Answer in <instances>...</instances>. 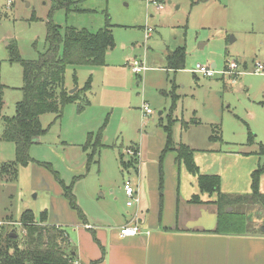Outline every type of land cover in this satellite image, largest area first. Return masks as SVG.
<instances>
[{
    "label": "rangeland",
    "instance_id": "rangeland-1",
    "mask_svg": "<svg viewBox=\"0 0 264 264\" xmlns=\"http://www.w3.org/2000/svg\"><path fill=\"white\" fill-rule=\"evenodd\" d=\"M57 4L0 0V84L5 102L0 117V235L16 233L25 246L22 213L31 209L41 221L47 210V223H60L73 241L68 250L78 252L85 248L78 236L85 221L96 230H111L134 212L126 206L124 180L140 182L143 202L153 194L183 197L198 189L197 175L175 160L174 151L162 156L171 110L173 148L180 142L189 144L196 150L201 173L220 177V193L245 195L225 209L233 222L231 218L232 224L223 229L264 233V203L247 195L252 192L251 171L264 160L258 163L253 154L246 161H232L203 151L244 146L257 151L264 144V0H81L69 14ZM50 21L91 32L108 23L116 46L104 65L66 68L65 91L77 89L82 100L67 101L58 118L52 112L41 115L46 132L36 137L29 149L31 160L23 165L16 162L15 143L2 139L4 117H13L25 97L21 60H37L47 49ZM148 27L153 28L149 35ZM182 44L187 51L185 68L168 69L167 49ZM134 57L149 69L136 75L128 66ZM225 61V70L236 62L240 74H224L223 79L218 72L213 77L195 72L197 64L212 63L221 71ZM259 63L263 69L257 72ZM89 79L92 87L83 95ZM173 93L179 95L174 108ZM144 104L154 112L145 114ZM216 124L222 129H217V137L221 132L229 143L210 140ZM178 180L181 191L175 192ZM63 184L71 188L82 217L70 205ZM87 232L98 243L96 232Z\"/></svg>",
    "mask_w": 264,
    "mask_h": 264
},
{
    "label": "trees",
    "instance_id": "trees-1",
    "mask_svg": "<svg viewBox=\"0 0 264 264\" xmlns=\"http://www.w3.org/2000/svg\"><path fill=\"white\" fill-rule=\"evenodd\" d=\"M57 1L56 8H63L69 14L71 8L74 9V6L81 0ZM47 27V49L40 53L37 60H21L24 65L23 91L25 97L16 105V114L13 117H4L5 128L2 139L15 143L16 162L23 165L31 160L29 149L36 137L46 132L40 122L41 115L52 112L58 118L62 115L63 106L67 101L82 100L77 92L71 94L65 91L66 68L69 65H104L108 50L115 45L111 25L108 23L97 32L70 26L63 28L53 21L48 22ZM185 58L186 49L178 48L171 53L170 67L175 70L185 68ZM90 89L91 79L86 82L82 93ZM4 103L3 86L0 84V117L3 116ZM83 108L84 105H80V109ZM167 129L169 130L167 146L162 156L172 148V131L171 128ZM174 150L177 152V162H183L188 171L199 176V184L203 191L219 192L217 200L219 216L215 232H227L223 228L232 224L233 218L225 209L239 203L245 195L228 196L220 193V177L200 174L195 162L194 150L188 145L180 144ZM258 153L264 157V145H260ZM262 163L252 173V192L247 194L249 199L259 198L261 204L264 203V193L260 191V177L264 173V162ZM63 187L70 205L77 209L82 217L71 188L64 184ZM47 218V210L42 212L41 221H38L34 212L26 209L21 216L25 246L22 247L18 241L19 238L12 237V233L5 237L0 235V264H75V254L68 250L72 247L68 231L55 224H46ZM231 218L232 222H230ZM41 222L45 224H40ZM258 233L259 235L264 234L262 231Z\"/></svg>",
    "mask_w": 264,
    "mask_h": 264
},
{
    "label": "crops",
    "instance_id": "crops-1",
    "mask_svg": "<svg viewBox=\"0 0 264 264\" xmlns=\"http://www.w3.org/2000/svg\"><path fill=\"white\" fill-rule=\"evenodd\" d=\"M116 46V42L113 48L108 50L106 59ZM185 47V44L174 46L167 49L166 55V67H170V56L178 48ZM135 58V57H134ZM132 58V60L134 59ZM187 58V51H186ZM185 58V65H186ZM131 60V58L129 59ZM131 60V61H132ZM106 64V60H105ZM129 64V63H128ZM224 66L222 67L224 69ZM206 65V64H205ZM79 66V65H78ZM147 66V65H146ZM208 66V65H207ZM217 64L215 63V67ZM213 68L212 66H209ZM214 67V69H215ZM147 66V70H148ZM222 69V70H223ZM146 70V71H147ZM220 74V73H218ZM140 75V74H136ZM221 78L224 79V75ZM232 82V81H231ZM233 83V82H232ZM235 83V82H234ZM92 87V86H91ZM74 90V89H73ZM75 89L74 92H76ZM73 92V93H74ZM87 91L86 93H88ZM71 93V92H69ZM86 93H82L86 95ZM72 94V93H71ZM179 95L173 93L174 106L176 99ZM154 112V111H153ZM152 112V113H153ZM170 111L169 121L171 125L174 123ZM179 119V117H177ZM187 126V122H184ZM215 133L210 136L212 142L217 143H229L223 140L220 135L217 137V129H221L220 124H216ZM222 130V129H221ZM168 140V139H167ZM180 144H186L194 150V158L196 150L189 144L180 142ZM260 144V143H259ZM264 145L263 143H261ZM260 144V145H261ZM258 146L257 151H251L249 146L246 148H240V150H233L230 147L228 149L211 148L203 150L217 155L220 159L224 157H230L232 161L241 159L246 161L251 155H256L258 163L262 161L263 157L258 153L260 149ZM167 146V143H166ZM172 146V143H171ZM166 148V147H165ZM164 148V149H165ZM177 148V147H176ZM175 147L168 150L174 151L175 160L177 152ZM164 151V150H163ZM226 155V156H224ZM177 161V160H176ZM138 163V162H137ZM136 163V164H137ZM183 163V162H182ZM138 165V164H137ZM200 170V168H199ZM253 170L251 166L248 167V172ZM255 170V169H254ZM253 170V171H254ZM188 171V170H187ZM253 171H251L253 173ZM251 173V175H252ZM200 174L201 173L200 170ZM204 175H216V174H204ZM163 176V173H162ZM196 176V174L194 175ZM198 183H199V176ZM130 179V178H128ZM221 180V179H220ZM125 181V180H124ZM132 181V180H131ZM134 181V180H133ZM132 181V182H133ZM177 189L175 192L181 191L180 180H178ZM124 183V182H123ZM136 184L135 181L133 182ZM264 183V173L260 177V191ZM138 185L139 192L140 182ZM252 191V190H251ZM125 192V190H124ZM261 193H263L261 191ZM126 194V193H125ZM246 194V193H245ZM127 196V195H126ZM219 192H207L203 191L198 185V189H192L185 196H173L168 197L167 194H158L156 197H147V200L143 202L142 193L141 200L138 205L128 206L127 208H133L134 212L127 213L125 215V221L111 230L94 229V225L85 221L78 233V236L83 239L81 245L84 244L85 248H79L78 252H74L75 264H264V234H235L231 232L216 233L215 230L218 224L219 207L217 200ZM128 200V198H127ZM138 212V222L141 228V232L136 236L121 237L119 230L121 227L132 224V218L135 213ZM50 224V223H46ZM56 226H61L60 223H56ZM91 226V227H89ZM87 230L95 231V237L98 243L91 237ZM70 238V235H69ZM70 241H73L70 238ZM99 244V247H98ZM109 246V249L106 248ZM72 251V250H70Z\"/></svg>",
    "mask_w": 264,
    "mask_h": 264
},
{
    "label": "built area",
    "instance_id": "built-area-1",
    "mask_svg": "<svg viewBox=\"0 0 264 264\" xmlns=\"http://www.w3.org/2000/svg\"><path fill=\"white\" fill-rule=\"evenodd\" d=\"M160 7L162 8L163 6ZM150 32H153V28L148 27L147 28L148 35L150 34ZM128 66L135 74H142L147 70L146 63L143 59L134 58L131 62H129ZM237 68H238V64L236 62H231L228 70L224 69L221 71H215L214 68L209 67L207 65L197 64L195 66V72L202 74L206 77H213L217 72L223 75L227 74V75L237 76L240 74L239 68L238 69ZM262 69H263V65L259 63L258 66L256 67V71L258 72L261 71ZM232 81L235 82L236 79H233ZM142 109L145 112V114H152L153 112V110L147 104H144ZM123 187L128 198L127 205L128 206L138 205L140 203L138 189L131 181V179L125 180L123 183ZM140 232H141V228L138 222V212L134 214L132 218V224H127L121 227L119 230V234L121 237L136 236Z\"/></svg>",
    "mask_w": 264,
    "mask_h": 264
},
{
    "label": "water",
    "instance_id": "water-1",
    "mask_svg": "<svg viewBox=\"0 0 264 264\" xmlns=\"http://www.w3.org/2000/svg\"><path fill=\"white\" fill-rule=\"evenodd\" d=\"M214 67H215V63H213V68ZM74 91H75V89L71 90L70 92L73 93ZM11 236L15 238V237H17V234L16 233H12Z\"/></svg>",
    "mask_w": 264,
    "mask_h": 264
}]
</instances>
